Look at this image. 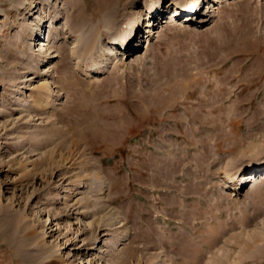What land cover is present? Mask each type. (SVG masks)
Returning a JSON list of instances; mask_svg holds the SVG:
<instances>
[{"label": "rangeland", "instance_id": "1", "mask_svg": "<svg viewBox=\"0 0 264 264\" xmlns=\"http://www.w3.org/2000/svg\"><path fill=\"white\" fill-rule=\"evenodd\" d=\"M176 1L0 0V264H264V0Z\"/></svg>", "mask_w": 264, "mask_h": 264}, {"label": "bare ground", "instance_id": "2", "mask_svg": "<svg viewBox=\"0 0 264 264\" xmlns=\"http://www.w3.org/2000/svg\"><path fill=\"white\" fill-rule=\"evenodd\" d=\"M201 2H202V0H200ZM204 2V1H203ZM194 3H196V5L194 4ZM198 0H195V2H192V0H177L176 1V5H177V8L179 9L180 8V6H182V4H183V6L184 7H181V9H186L187 7H193V6H197L198 5ZM164 4V3H163ZM154 5H155V7H153V9H151V11L152 10H154V9H156V5L157 4H155L154 3ZM248 9H247V11L246 12H244L245 13V18H244V21H243V28H242V30H241V32H240V34L239 35H237V36H239L238 37V41H240L243 45L245 44V46L247 45L249 48H250V52L249 51H247V52H249V53H256L257 55H260L261 53H264V42H261V40H262V38L261 37H259V35H258V32L256 31V29H255V27H254V24H253V22H254V14L252 13V11H251V8H250V3H248ZM117 8H118V6H117ZM177 10V9H176ZM190 11H192V10H189V11H187L188 12V16H187V19L188 20H190V17H192V16H195L196 15V13H197V11L196 12H190ZM113 13V12H112ZM112 13L110 12L109 14H107V16H106V20L107 21H109V23L111 24H113L114 23V21H115V17L112 15ZM116 13V12H115ZM118 13V12H117ZM118 16V15H117ZM133 33V32H132ZM132 33H131V31L128 33V34H126L125 36H115L114 37V43L113 44H122V43H124V45H126V46H128V43L130 42V41H132V38H131V36H132ZM135 33L137 34V32H136V30H135ZM50 40V38H48V40L47 41H49ZM134 40H136V38L134 39ZM113 42V41H112ZM85 48L87 49L88 48V45L87 46H85ZM260 77H261V79H264V70H262V72H261V74H260ZM251 84H252V82H250ZM261 165H263V162L262 163H258V165L257 166H259V168H260V166ZM235 175H237V173H232V172H226V173H224V176H223V180L225 179H228V180H230V181H227V183H229L228 184V187L230 188V189H234L233 187H232V183L233 182H237V183H239L240 182V184H241V180L242 179H239V181L238 180H234V176ZM230 177H232V180H231V178ZM245 177V176H244ZM257 177V176H256ZM256 177H254V178H256ZM251 178H253V177H251ZM253 178V179H254ZM236 179V178H235ZM248 179V178H247ZM232 182V183H231ZM236 184V183H235ZM2 215V214H1ZM0 218H2V217H0ZM1 221V220H0ZM5 229H6V231H7V233H10V234H14L15 233V231H16V228H17V223H16V221L12 218V217H5ZM4 224V223H3ZM127 262V261H126ZM131 263V262H130Z\"/></svg>", "mask_w": 264, "mask_h": 264}]
</instances>
